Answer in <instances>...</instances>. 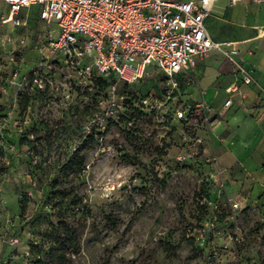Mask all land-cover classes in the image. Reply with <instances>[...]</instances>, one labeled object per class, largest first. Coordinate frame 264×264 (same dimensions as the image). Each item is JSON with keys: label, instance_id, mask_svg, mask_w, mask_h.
Returning <instances> with one entry per match:
<instances>
[{"label": "rangeland", "instance_id": "1", "mask_svg": "<svg viewBox=\"0 0 264 264\" xmlns=\"http://www.w3.org/2000/svg\"><path fill=\"white\" fill-rule=\"evenodd\" d=\"M39 10L23 8L15 26L0 0V264H264V209L229 190L217 157H182L219 112L206 130L178 115L197 101L157 94L88 131L104 89L62 69L45 88L33 80L58 30ZM121 86L143 96L155 85Z\"/></svg>", "mask_w": 264, "mask_h": 264}, {"label": "built area", "instance_id": "2", "mask_svg": "<svg viewBox=\"0 0 264 264\" xmlns=\"http://www.w3.org/2000/svg\"><path fill=\"white\" fill-rule=\"evenodd\" d=\"M9 5L5 21L15 26L25 24L19 16L23 8L39 5V16L52 28L39 49L40 58L33 68L36 85L45 88L50 74L62 69L72 76L76 87L104 89L96 113L87 124L105 126L129 107L149 108L157 94L166 103L180 95L179 74L196 65L197 58H205L212 50L222 51L234 64L239 78L229 92L240 89V83L251 84L254 77L238 57L234 42L212 39L205 26V18L217 0H4ZM242 0H230L238 3ZM260 1V0H256ZM157 77V87L137 96L122 90V84L132 86ZM103 80L108 84L104 86ZM229 97L221 114L233 105ZM157 106V105H156ZM213 104L200 100L195 106L178 109L180 118L208 129L216 113ZM203 136H196L182 157H201ZM195 146V147H194ZM216 159V158H215ZM224 172L222 167L218 175ZM241 203L230 202L229 219L238 230Z\"/></svg>", "mask_w": 264, "mask_h": 264}, {"label": "crops", "instance_id": "3", "mask_svg": "<svg viewBox=\"0 0 264 264\" xmlns=\"http://www.w3.org/2000/svg\"><path fill=\"white\" fill-rule=\"evenodd\" d=\"M205 26L212 39L237 45L238 57L254 82L240 83V89L230 93L229 87L239 78L237 69L222 51L212 50L178 75L180 94L186 101L205 100L214 105L219 116L201 149V158L217 157L219 165L227 169L229 190L242 193V200L264 209V0H217ZM155 74L151 79L157 86L161 73ZM229 97L233 105L221 114Z\"/></svg>", "mask_w": 264, "mask_h": 264}, {"label": "trees", "instance_id": "4", "mask_svg": "<svg viewBox=\"0 0 264 264\" xmlns=\"http://www.w3.org/2000/svg\"><path fill=\"white\" fill-rule=\"evenodd\" d=\"M103 82L105 84L104 86H106L108 84V82L106 80H103Z\"/></svg>", "mask_w": 264, "mask_h": 264}]
</instances>
